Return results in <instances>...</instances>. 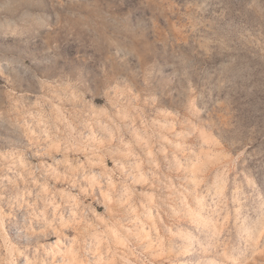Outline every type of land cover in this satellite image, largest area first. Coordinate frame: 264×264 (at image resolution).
Instances as JSON below:
<instances>
[{"label":"rangeland","instance_id":"obj_1","mask_svg":"<svg viewBox=\"0 0 264 264\" xmlns=\"http://www.w3.org/2000/svg\"><path fill=\"white\" fill-rule=\"evenodd\" d=\"M232 7L191 9V88L147 65L105 81L91 49L55 34L6 47L38 20L0 12V264H264V132L246 91L264 50Z\"/></svg>","mask_w":264,"mask_h":264},{"label":"clouds","instance_id":"obj_2","mask_svg":"<svg viewBox=\"0 0 264 264\" xmlns=\"http://www.w3.org/2000/svg\"><path fill=\"white\" fill-rule=\"evenodd\" d=\"M196 2L134 0V6L126 13H117V4L123 6L126 0H0V12L23 9L34 13L38 20L33 35L6 47L22 45L29 49L37 40L46 44L41 32L49 39L55 34L62 37V44L91 49L92 58L106 66L105 81L117 76L138 78L147 65L160 73L174 69L172 74L179 75L191 88L192 78L203 69L182 49L187 45L186 35L190 34L186 29L194 28L196 23L191 12ZM231 2L233 7L229 11L240 19L241 38L261 43L264 50V0ZM201 47L208 52L206 45ZM45 63L56 66L54 61ZM148 82L145 79L146 85ZM246 91L255 121L249 131L259 126L264 132V74Z\"/></svg>","mask_w":264,"mask_h":264}]
</instances>
